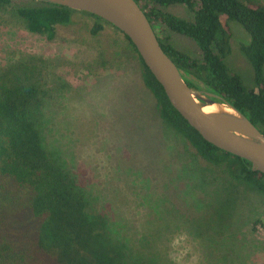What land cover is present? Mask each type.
Masks as SVG:
<instances>
[{"label":"rangeland","instance_id":"374dc122","mask_svg":"<svg viewBox=\"0 0 264 264\" xmlns=\"http://www.w3.org/2000/svg\"><path fill=\"white\" fill-rule=\"evenodd\" d=\"M161 8L195 19L184 4ZM94 24L76 12L49 40L30 32L13 8L0 7V71L31 56L43 59L44 139L86 193L90 211L106 216L133 264H264V195L199 157L161 118L124 35L107 24L92 34ZM230 25L226 63L257 89L240 50L250 36ZM170 35L200 58L191 39Z\"/></svg>","mask_w":264,"mask_h":264},{"label":"trees","instance_id":"16d2710c","mask_svg":"<svg viewBox=\"0 0 264 264\" xmlns=\"http://www.w3.org/2000/svg\"><path fill=\"white\" fill-rule=\"evenodd\" d=\"M135 1L184 80L196 90L216 94L217 101L231 104L264 133V3ZM176 4L195 10V19L186 20L161 8ZM0 7L13 8L30 32L49 40L56 39L59 25L73 22L76 12L95 19L92 34L102 31L105 24L121 32L143 67L144 82L157 100L161 118L190 142L199 157L225 166L232 180L264 195V174L253 170L250 161L205 140L172 106L136 46L117 27L94 14L36 0H0ZM231 22L240 24L250 36L240 50L252 65L257 89H249L226 63L233 51ZM171 33L191 39L200 58L177 48ZM42 61L31 56L0 71V264H133L127 244L115 237L106 216L90 211L86 193L46 145Z\"/></svg>","mask_w":264,"mask_h":264},{"label":"water","instance_id":"95a60500","mask_svg":"<svg viewBox=\"0 0 264 264\" xmlns=\"http://www.w3.org/2000/svg\"><path fill=\"white\" fill-rule=\"evenodd\" d=\"M85 11L111 23L127 35L143 61L163 86L172 106L205 140L252 163L264 174V133L243 113L216 94L196 90L164 51L143 9L135 0H36ZM218 105L206 112L204 108ZM232 109V111L226 110Z\"/></svg>","mask_w":264,"mask_h":264},{"label":"bare ground","instance_id":"6f19581e","mask_svg":"<svg viewBox=\"0 0 264 264\" xmlns=\"http://www.w3.org/2000/svg\"><path fill=\"white\" fill-rule=\"evenodd\" d=\"M218 109H219L218 105H210V106H206L204 108V110L206 112H213V111H217ZM226 110L232 111V109H230V108H226Z\"/></svg>","mask_w":264,"mask_h":264}]
</instances>
